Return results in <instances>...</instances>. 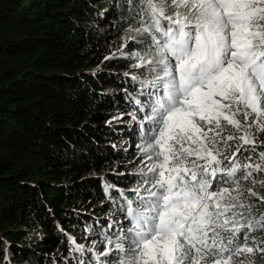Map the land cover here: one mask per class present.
I'll list each match as a JSON object with an SVG mask.
<instances>
[{
	"label": "trees",
	"instance_id": "trees-1",
	"mask_svg": "<svg viewBox=\"0 0 264 264\" xmlns=\"http://www.w3.org/2000/svg\"><path fill=\"white\" fill-rule=\"evenodd\" d=\"M141 12V0H0V264H98L135 190L146 195L141 124L159 66L135 55L152 59ZM228 143L231 157L239 141ZM245 148L238 162L260 163L264 144ZM245 202L264 213L257 196Z\"/></svg>",
	"mask_w": 264,
	"mask_h": 264
},
{
	"label": "snow or ice",
	"instance_id": "snow-or-ice-1",
	"mask_svg": "<svg viewBox=\"0 0 264 264\" xmlns=\"http://www.w3.org/2000/svg\"><path fill=\"white\" fill-rule=\"evenodd\" d=\"M141 2L138 30L151 36L152 59L135 55L159 66L148 127L141 124L139 147L151 161L142 172L146 195L135 190L129 223L104 235L98 264H243L235 258L264 253V240L252 235L264 231V213L253 218L254 204L245 202L264 197L252 188L245 196L240 184L264 187L255 175L264 172V151L260 163L249 155L241 164L237 155L264 144L256 135L264 132V0ZM227 126L240 135H225ZM234 139L227 157L221 149ZM218 173L223 182L214 187Z\"/></svg>",
	"mask_w": 264,
	"mask_h": 264
},
{
	"label": "rangeland",
	"instance_id": "rangeland-1",
	"mask_svg": "<svg viewBox=\"0 0 264 264\" xmlns=\"http://www.w3.org/2000/svg\"><path fill=\"white\" fill-rule=\"evenodd\" d=\"M169 12H171V9H169ZM214 187L216 184L213 185ZM225 187H232L231 184H224ZM256 255H260L259 252L253 254V255H248V254H241L239 257H236V261H243V264H263L259 258H256Z\"/></svg>",
	"mask_w": 264,
	"mask_h": 264
},
{
	"label": "bare ground",
	"instance_id": "bare-ground-1",
	"mask_svg": "<svg viewBox=\"0 0 264 264\" xmlns=\"http://www.w3.org/2000/svg\"><path fill=\"white\" fill-rule=\"evenodd\" d=\"M234 148V147H233Z\"/></svg>",
	"mask_w": 264,
	"mask_h": 264
}]
</instances>
